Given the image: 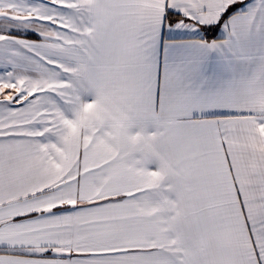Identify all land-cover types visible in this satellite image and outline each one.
I'll return each instance as SVG.
<instances>
[{
  "label": "snow or ice",
  "instance_id": "6c2138e0",
  "mask_svg": "<svg viewBox=\"0 0 264 264\" xmlns=\"http://www.w3.org/2000/svg\"><path fill=\"white\" fill-rule=\"evenodd\" d=\"M0 264H264V0H0Z\"/></svg>",
  "mask_w": 264,
  "mask_h": 264
}]
</instances>
